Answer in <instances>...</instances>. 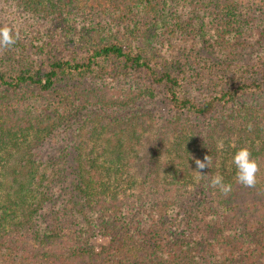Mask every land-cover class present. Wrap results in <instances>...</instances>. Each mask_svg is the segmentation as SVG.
<instances>
[{
    "label": "trees",
    "instance_id": "obj_1",
    "mask_svg": "<svg viewBox=\"0 0 264 264\" xmlns=\"http://www.w3.org/2000/svg\"><path fill=\"white\" fill-rule=\"evenodd\" d=\"M257 2L0 0V264H264Z\"/></svg>",
    "mask_w": 264,
    "mask_h": 264
},
{
    "label": "clouds",
    "instance_id": "obj_2",
    "mask_svg": "<svg viewBox=\"0 0 264 264\" xmlns=\"http://www.w3.org/2000/svg\"><path fill=\"white\" fill-rule=\"evenodd\" d=\"M21 38L20 32L8 24L0 25V50L8 49L15 45ZM251 127V126H250ZM236 148V145H232ZM218 148H223V142L218 144ZM232 163L236 168V182L244 187H255L257 184V174L260 171V166L257 160L252 156L251 150L247 146H240L233 154ZM213 160L209 155H205L203 160L195 159L198 172L203 173L205 168L212 167ZM208 187L218 189L224 195L232 191V184L225 182L224 177L217 173L208 178Z\"/></svg>",
    "mask_w": 264,
    "mask_h": 264
},
{
    "label": "rangeland",
    "instance_id": "obj_3",
    "mask_svg": "<svg viewBox=\"0 0 264 264\" xmlns=\"http://www.w3.org/2000/svg\"><path fill=\"white\" fill-rule=\"evenodd\" d=\"M258 0H240V2L242 3L241 4V8H240V11H238L239 13H242V16L241 17H249V16H251V15H253V10H255L256 11V13H259V11H257V4H258V2H257ZM251 7H254V9L252 10L251 9ZM236 14H238L237 12H236ZM94 15V14H93ZM95 16V15H94ZM98 18V17H97ZM221 19L220 20H216L215 22H221L222 24H223V22L221 21L222 19L223 20H226L225 18H227V16H225V15H223V16H221L220 17ZM224 23H226V22H224ZM57 86V85H56ZM58 89H59V87H58ZM55 92L58 94V92L56 91V87H55ZM58 96H60L59 94H58ZM137 169L138 168H136V166H132L131 168H130V170L129 171H132V172H135V171H137ZM147 172V171H146ZM145 172H143V174H144ZM96 241L97 242H102L103 240H101L100 238H97L96 239Z\"/></svg>",
    "mask_w": 264,
    "mask_h": 264
}]
</instances>
